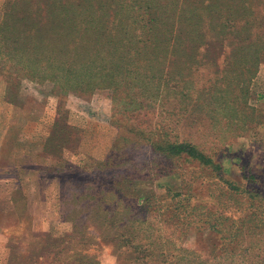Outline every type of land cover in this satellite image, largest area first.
<instances>
[{
	"label": "rangeland",
	"instance_id": "obj_1",
	"mask_svg": "<svg viewBox=\"0 0 264 264\" xmlns=\"http://www.w3.org/2000/svg\"><path fill=\"white\" fill-rule=\"evenodd\" d=\"M36 2L41 0H0V23L10 9H30ZM165 2L154 15L161 30L175 17L174 3ZM119 11L129 17L127 24L153 17L140 16L137 9ZM188 32L193 39V30ZM247 59L244 53L230 56L228 51L212 61L213 68L209 61L203 65L194 60L182 64L179 58H172L176 64L141 60L137 67L146 84L151 68L157 75L163 67L172 75L175 68L187 70V84L159 87L155 99L123 88L61 93L49 81L0 74V264L5 263L11 233L23 264L27 242L22 236L28 228L47 238L72 236L74 221L85 224L92 217L97 222L121 205L119 198L124 205L139 199L140 207L135 208L153 233L197 252L207 264H220V257L233 250L238 264L251 242L260 243L264 256V61L252 77V60ZM221 70L224 81L214 78ZM239 90H248L245 101L233 99ZM54 133L66 134L59 149ZM175 141L194 145L211 157L238 191L226 190L209 168L169 159L155 150ZM171 193L181 194L179 207L171 203ZM86 194L90 206H82ZM216 213L222 217L218 229H229L227 234L237 237H228L220 249L214 233L206 226L198 228V221L213 219ZM87 252L95 255L97 264H116L107 244L91 245Z\"/></svg>",
	"mask_w": 264,
	"mask_h": 264
},
{
	"label": "trees",
	"instance_id": "obj_2",
	"mask_svg": "<svg viewBox=\"0 0 264 264\" xmlns=\"http://www.w3.org/2000/svg\"><path fill=\"white\" fill-rule=\"evenodd\" d=\"M170 2L174 3L171 11L175 17L172 21L168 18L167 26L162 30L154 17L162 0H100L95 4L92 0H41L30 9H10L0 23V56L7 58H0L3 61L2 66L0 61V74L40 83L49 81L61 93L98 88L116 92L123 88L155 99L159 96V87L164 86L168 90L172 83L178 86L182 82L187 84L183 81L187 70L182 67L178 72L175 68L172 75L163 67L157 75V70L151 68L146 84L137 67L139 61L165 60V64H176L172 58H179L182 64L194 60L206 65L209 61L213 68L212 61L229 51L230 56L246 54L247 62L252 60L250 74L255 76L258 66L264 61V0H166L165 4ZM120 9H137L140 16L153 17L148 21L127 24L129 17ZM18 13L21 16L17 17ZM180 14L183 19L178 20ZM189 14L191 22L188 21ZM200 14L206 15L207 19ZM190 28L195 33L193 39L188 37ZM221 73L214 78L224 81L225 72L221 70ZM215 91L222 93L221 89ZM223 91L226 93L228 89ZM248 94V90H239L240 96L236 93L232 96L236 102L241 98L245 101ZM65 137L66 134L63 137L56 135L58 149ZM155 150L166 158H183L209 168L226 190L238 191L239 187L233 181L222 176L220 166L194 145L175 141L157 145ZM171 195V203L179 207L181 194ZM84 197L87 200H83L82 206H90V194ZM123 201L119 198L117 202H122L121 205L109 210L103 218L99 216L97 222L92 217L84 220L85 224L74 221L70 231L72 236L47 238V235L28 228L22 236L27 242L23 264H97L95 255L87 252L94 244L109 245L116 264L208 263L198 257L197 252L176 247L168 238L153 233L143 218L144 214L135 208L140 207L139 199L127 205ZM14 208L17 211L16 205ZM216 214L214 220L198 221V228L206 226V230L214 233L220 249L228 237L231 241L236 235L227 234L229 229H218L217 221L222 217ZM170 218L174 220V215ZM40 236L44 242H37ZM7 238L8 252L4 264H21L20 253L11 243L12 233ZM37 245L39 247L35 249ZM259 246V242H251L240 255L238 264H264ZM234 254L233 250L228 256H221L219 263L234 264Z\"/></svg>",
	"mask_w": 264,
	"mask_h": 264
}]
</instances>
